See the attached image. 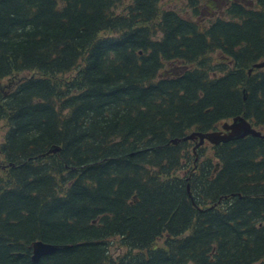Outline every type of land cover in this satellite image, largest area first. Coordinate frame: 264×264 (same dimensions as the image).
<instances>
[{
  "label": "trees",
  "instance_id": "1",
  "mask_svg": "<svg viewBox=\"0 0 264 264\" xmlns=\"http://www.w3.org/2000/svg\"><path fill=\"white\" fill-rule=\"evenodd\" d=\"M201 1L0 0V264H264V0Z\"/></svg>",
  "mask_w": 264,
  "mask_h": 264
},
{
  "label": "water",
  "instance_id": "2",
  "mask_svg": "<svg viewBox=\"0 0 264 264\" xmlns=\"http://www.w3.org/2000/svg\"><path fill=\"white\" fill-rule=\"evenodd\" d=\"M264 66V61H261L259 63H255L252 65V67L248 70V72H251L253 68H260ZM222 128L224 130H227V133H223L221 131H212V132H193L183 138L185 139H191L194 136H198L200 138V142L203 141V139H207L213 143L218 142H225L231 139L240 138L247 134H253V135H259L260 133L254 129L249 121H247L245 118L241 116H237L232 118L231 123L225 122L222 125ZM173 142L176 140L173 139ZM31 260L33 262H37L42 256L50 254L57 249H60L62 246L51 244V243H45L42 241H34L31 244Z\"/></svg>",
  "mask_w": 264,
  "mask_h": 264
},
{
  "label": "rangeland",
  "instance_id": "3",
  "mask_svg": "<svg viewBox=\"0 0 264 264\" xmlns=\"http://www.w3.org/2000/svg\"><path fill=\"white\" fill-rule=\"evenodd\" d=\"M164 1H167V0H164ZM209 1H207V0H205L204 2H202L201 1V3H200V9H201V12H202V10H203V12H202V17H203V19H205L206 20V18H207V13H208V11H210L211 10V7L209 6V3H208ZM216 2H217V0H216ZM182 3V1H177V2H174V1H171L170 3H169V6H172V7H176L177 6V4H181ZM206 14V15H205ZM206 16V17H205ZM223 122V121H222ZM222 122H220L218 125H217V127H220L221 126V124H222ZM228 122H230V120H228ZM193 143V142H192ZM194 144V143H193ZM202 149H203V153L205 154V151L207 152V153H210V150H211V146H210V144L208 143V142H205L204 143V145L202 146Z\"/></svg>",
  "mask_w": 264,
  "mask_h": 264
}]
</instances>
